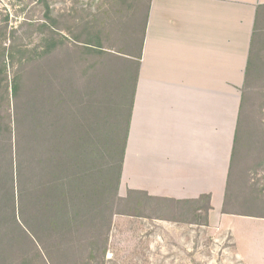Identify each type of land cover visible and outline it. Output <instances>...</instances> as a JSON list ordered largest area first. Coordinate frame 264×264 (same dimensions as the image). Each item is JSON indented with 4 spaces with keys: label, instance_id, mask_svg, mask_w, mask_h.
<instances>
[{
    "label": "trees",
    "instance_id": "1",
    "mask_svg": "<svg viewBox=\"0 0 264 264\" xmlns=\"http://www.w3.org/2000/svg\"><path fill=\"white\" fill-rule=\"evenodd\" d=\"M40 1L41 44L17 50L24 59L10 83L6 69L14 47L0 46V264H34L42 253L53 261L77 238L93 248L100 241L106 256L113 218L141 217L154 200L136 191L119 196L150 0L128 26L121 23L119 35L129 38L116 52L105 50L101 37L111 24L108 10L93 39L87 31L71 42L56 32L60 21L48 0ZM262 36L255 30L222 210L259 219L264 189L235 197L233 183L259 141L248 102L261 73ZM200 207L199 216L192 209V224L208 227L210 196L201 197Z\"/></svg>",
    "mask_w": 264,
    "mask_h": 264
},
{
    "label": "crops",
    "instance_id": "2",
    "mask_svg": "<svg viewBox=\"0 0 264 264\" xmlns=\"http://www.w3.org/2000/svg\"><path fill=\"white\" fill-rule=\"evenodd\" d=\"M255 30L264 37V0L149 1L121 198L146 193L193 218L210 196L213 230L263 220L222 212Z\"/></svg>",
    "mask_w": 264,
    "mask_h": 264
},
{
    "label": "rangeland",
    "instance_id": "3",
    "mask_svg": "<svg viewBox=\"0 0 264 264\" xmlns=\"http://www.w3.org/2000/svg\"><path fill=\"white\" fill-rule=\"evenodd\" d=\"M147 2L48 0L52 15L60 21L56 32L71 42L87 31L93 39L104 27L102 11L108 10L111 24L105 26L106 34L101 37L105 50L111 52L125 46L126 37L119 35L121 23L128 26L133 22L136 14L144 12ZM44 14L40 0H0V46L14 47V60H9L6 69L9 83L24 59L17 50L40 46L43 34L39 29L45 23ZM258 63L261 73L252 86L248 110L256 111L253 125L259 141L239 165L233 183L235 197L257 195L264 189V46L259 51ZM148 204L147 209L140 211L141 217L113 218L106 256L100 241L93 248L87 247L83 238H77L68 242L72 250L65 248L54 253L53 261L42 253V263L34 264H264V219L223 221L220 230H213L192 224L191 214L182 217L179 212L183 205Z\"/></svg>",
    "mask_w": 264,
    "mask_h": 264
}]
</instances>
